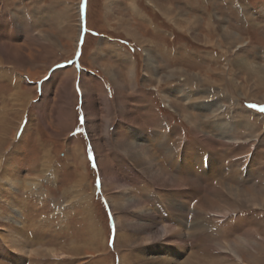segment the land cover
Returning a JSON list of instances; mask_svg holds the SVG:
<instances>
[{"label": "rangeland", "instance_id": "rangeland-1", "mask_svg": "<svg viewBox=\"0 0 264 264\" xmlns=\"http://www.w3.org/2000/svg\"><path fill=\"white\" fill-rule=\"evenodd\" d=\"M164 1L200 19L198 28H184L174 19L176 13L172 22L148 0H0V212L17 217L8 227L0 221V262L7 254L4 246H11L5 241L12 236L9 226L24 228L30 238L23 254L11 246L10 264H19L18 256L33 263L35 249L68 254L74 244L81 246L78 254L35 258H46L47 264H123L128 256L125 264H132V256H151L162 264L171 259L184 264L192 252L215 264H238L230 251L233 261H223L227 254L213 245L255 230L264 239V210L219 214L201 204L203 195L220 202L216 183L228 179L243 191L264 189V0ZM218 25L231 28L242 43L221 39ZM137 32L147 41L139 43L130 35ZM240 57L259 65V74L250 75L232 62ZM103 62L113 64L123 80L119 92ZM178 69L188 73L169 77ZM72 71L73 88L65 90ZM206 75L214 83L200 79ZM83 78L91 87L88 102L95 114L90 122ZM116 92L126 103L123 110ZM119 110L135 114L137 121L130 114L121 118ZM198 125L215 138L220 160L197 138ZM3 127L7 136L1 135ZM120 137L155 147L164 140L172 149L181 145L172 158L163 148L157 154L174 176L198 179L200 191L182 187L170 192L153 185L119 151ZM202 155L209 160L198 162ZM186 163L197 170L196 178L180 173ZM222 165L225 172L215 177L212 173ZM5 172L20 177L15 188L5 184ZM113 173L147 207L170 214L176 225L164 207L181 205L188 227L201 228L196 239L186 234L187 251L172 243L155 244L159 251L119 243L116 216L121 213L115 214L110 192L103 188L104 178ZM125 215L135 221L133 213ZM32 231L44 239L33 238ZM241 256L242 264H256L248 254Z\"/></svg>", "mask_w": 264, "mask_h": 264}, {"label": "bare ground", "instance_id": "bare-ground-1", "mask_svg": "<svg viewBox=\"0 0 264 264\" xmlns=\"http://www.w3.org/2000/svg\"><path fill=\"white\" fill-rule=\"evenodd\" d=\"M148 1L150 4H152L154 7H156L160 12H162L164 15H166L167 19L170 18V20L172 22H175L174 19H176V21L180 20L182 22V24L184 25V28H186V29L189 28L190 31L198 28V24H199V22H201L200 19L190 17L188 13L184 12L179 7H175L173 4L167 3L164 0H148ZM173 14H175V15H173ZM171 15L175 16L174 19L173 18L171 19V17H172ZM175 24H177V26H178L177 22ZM218 26H219V29L221 31V39L224 38L225 40H233L234 42H238V43L241 42L242 43V41L240 40L242 38L239 35H236L231 28L221 27L220 25H218ZM128 31H131V30L128 29ZM130 35H132L139 43H142V41H144V40L147 41L145 36H143V34H141L140 32L131 33ZM210 39L211 38H209V40ZM151 40L153 41V39H151ZM228 44H231V43H228ZM4 48H6V47H4ZM236 48H237V46H236ZM235 60H233L232 62L234 64L236 63V65L240 69L243 68L246 71H248L250 75H253V76L258 75L260 70H261L259 65L255 64L254 62H251L247 59H244L242 57H240L238 59L235 58ZM15 61H16V58H15ZM153 63L154 62H152V66L154 65ZM54 65H56V64H54ZM102 65H104L102 68L103 71L107 75H109V77L112 80V82L114 83V85L118 86L117 88H118V92H119L121 89V88H119V86L122 87V84H123L122 81L123 80L121 81V78H119V76L117 74H114L115 66L111 63H108V62L107 63L103 62ZM176 72L177 73L179 72L182 74L188 73L185 70L178 69L177 71H173L171 73L173 75H170L169 77H174V74ZM73 73L74 72L72 71L71 74H68V76L65 80V86L63 87L65 90H67L68 87H72V85H73L72 82H74L73 80L75 77V74H73ZM189 75L190 74H188L187 76L190 77ZM195 77H197V76H195ZM200 79H203V81H211L214 83V81L211 80L210 76H208V75H206V77L201 76ZM222 80H225V78H223ZM82 84H83V92H84L83 93V97H84L83 101H84L85 109H86L85 113L87 114L88 121L90 122V119H93L94 114H95L94 110L92 109L93 107L88 102V100L90 101V91H91L90 88L91 87L88 86V84L86 83L84 78L82 79ZM119 84H121V85H119ZM47 87H48V85H47ZM234 87H235V85H234ZM182 90H183V88H182ZM249 93H250V91H249ZM252 96L254 97L255 94H252L251 97ZM165 97H166V95H165ZM187 97H189V96H187ZM116 101H118L122 105L121 109L126 108V103L124 101H122V97L118 96V93H117ZM168 101L171 104L172 101H170V100H168ZM122 110H119L120 111L119 116L121 118L125 119L127 117V114H130V116H132L133 119L136 120L135 114H133L131 112L126 113ZM222 115L224 116V114H222ZM183 116H185V115H183ZM72 120L73 119H71V121ZM188 121L191 122V119L188 118ZM108 123H110V121H108ZM196 124H197V122H196ZM109 126H110V124H109ZM109 126H108V128H109ZM193 126L195 127L196 125H193ZM197 128H199L198 132L196 131L197 132V134H196L197 138H199L201 140V142L205 143L207 146L212 147V149H211L212 153L215 155V157L217 159L220 160L221 157L215 149V147H216L215 146V144H216L215 138L212 135H209L210 133H208L206 131L205 127L200 128V126L198 125ZM6 129H7L6 127L5 128L3 127V129H1L2 130L1 135H4V136L8 135V134L5 135ZM222 130L225 131L224 129H222ZM163 135L164 134L156 135V140H161L163 138ZM168 137H169V135L168 136L165 135V138H168ZM0 139H2V138L0 137ZM143 139L146 140V138H143ZM237 142H238V140H237ZM0 143H2L1 140H0ZM118 143H119V145H117V146H119L118 147L119 151L122 154L127 155V157H129L131 159L133 164L141 170V172L150 180V182L153 185H155L159 188L169 189V191L170 190H177V189L182 188V187L183 188L189 187L191 190L194 189L195 191L196 190L198 192L200 191L199 190L200 186L198 185L199 183L197 182L198 179L195 181V180L189 178L188 180L184 181L182 178H180L178 176L177 177L174 176L173 174H171L168 171V169H166L167 167L165 168L163 166L161 156H159L157 154L158 152H161V148H163V150L168 152L166 157L172 158V155H175L177 153V151H179L181 145L175 146V149H172L171 147H169V142L164 140V142L159 143L158 146L155 147L152 145L143 144V143L138 142V141L134 142V141H131L129 139H125L123 137H120V141ZM256 144H258V143H256ZM254 145H253V147H254ZM0 148H1V146H0ZM176 157H178V155L174 156L173 158H176ZM78 158H79V156L77 155L76 159H78ZM202 159L209 160V158L207 156L202 155L198 158V162ZM177 160L178 159H176V161L174 160L175 165H176ZM185 167H187V169L183 168V170L180 171V173L181 172L183 174L187 173L189 176H191V177L194 176V178H196L195 176H196L197 170L190 169L191 164L186 163ZM102 170H103V168H102ZM224 172H225V170H224L223 165H222V167L220 168V170L217 173H212V174H214V176L216 177V176L223 174ZM4 175H5V181L4 180L3 181L5 182V184L10 185L11 187H14V188H15V183L19 184L20 177L17 174L5 172ZM210 178L211 177H209V179ZM104 179H105V183L103 184V188H105L108 192H110L108 195L109 200H110V205H111V207H112V209L116 215L121 213L120 216H116V223H117V228H118V231H117L118 241H119V243L121 242L127 248L142 246L144 248L154 249V247H156L155 244L162 242L163 244H168V245H170V243H172L176 247H181V248L183 246L184 249L187 251V246L189 245L190 239H194V238L196 239V236H199L198 234L200 233L199 230L201 228L195 227L194 225H192L191 227H188L189 225H187L185 222L186 217L183 215L184 213L181 211V205L179 203L178 204H172V203L168 202L166 204V207H164L166 212L168 214L170 212L172 214L171 216H173L176 219V223H177V225H176L175 223H172L170 221V219H169L170 214L168 217H165L161 214V212L159 211V209L155 205H154L155 207L153 206V208L147 207L143 201H141L136 195L133 194V191H130L128 184H126L123 180H121L119 177H117L116 174L113 173L112 175H110L108 177L106 176V178H104ZM216 185H218V189L216 190V193L219 194V197L221 198L220 202L214 201L213 199L207 198L206 196L203 195L201 197V201H202L201 204L205 209H209L211 211H216L219 214H228L232 211H235L236 209L259 208V209L264 210V189H263V191L260 190V192L255 191L253 189L243 191V190H240L239 188H237L232 183V180H229V179L226 181H223V182L222 181L218 182V184L216 183ZM24 186H25V184H24ZM214 196L215 195H213V197ZM199 201H200V199H199ZM12 206L14 207V204H12ZM184 206H186L185 203H183L182 208H184ZM127 213H133L135 221L128 219L127 216L125 215ZM16 218H17L16 215H13V216L10 215L9 218L4 217L3 213L0 212V221L3 220L5 222V224L8 223V225H9V224H13V222L17 223ZM8 225H7V227H8ZM240 229H242V228H240ZM8 230L10 231V232L8 231L9 234H12V236H11V238L6 239L5 241L10 243L12 248L15 249L16 251H18L22 254L24 252H26L27 247H28V242L30 243V241H29L30 238L27 237V234H26L24 228L20 232V231H17V230H15L9 226ZM186 234L188 236H192L193 238H190V237L187 238ZM33 238H38V237H36L34 234ZM191 242H192V240H191ZM38 244L41 245V243H38ZM221 244L219 243L218 245H213V246H215L213 250L216 251V249H218V248H220V250H223L227 254L225 257H223V259H224L223 261H225L226 263H228L232 260L231 258L229 259V257H230L229 251L233 253L232 257L234 256L236 258L238 264H240V263L242 264L244 261L243 257H242L243 255L241 256L242 253L248 254V256L250 257L249 259L252 262H255L256 264H263L262 262H264V239L262 237V233H260L256 230H255V232L247 231L243 236H238L235 239L228 240V241H226V243L223 242ZM80 247L81 246H79V244H74L73 246H71L70 248L67 249V252H69L68 254H78L80 252V249H81ZM38 248H41V246H39ZM150 249H148V251ZM155 249L158 250L157 247ZM161 249H163V248H161ZM2 250L4 251L5 249H2ZM182 251L184 254L185 252L183 249H182ZM65 252L66 251L59 252L57 250H51L49 247H47V249H35L34 252L31 253L30 255H34V257H39L41 255H45V256L48 255L50 257L51 256H57V257L64 258V257H67V255H68ZM207 256H209V255H207ZM150 257H147L145 259L144 258L141 259L142 258L141 256L140 257L132 256L130 263L135 264V262H136V264H156V263L162 264V262H164L163 260H158V259H154V258H150ZM5 258L7 260L10 257H8V254H6V255H4V259ZM125 258H126V256H123V259H124L123 264H125L126 261H130V258L128 256L126 259ZM147 260H149V261L152 260L153 262L148 263ZM174 261H177V264L179 263L178 259H171L169 262L171 264H174ZM215 263L216 262H213V261L209 262V260L208 261L205 260V258H202L197 253L195 254V253L191 252V253H189V256H188V258L184 264H215ZM0 264H2V263H0Z\"/></svg>", "mask_w": 264, "mask_h": 264}, {"label": "crops", "instance_id": "crops-1", "mask_svg": "<svg viewBox=\"0 0 264 264\" xmlns=\"http://www.w3.org/2000/svg\"><path fill=\"white\" fill-rule=\"evenodd\" d=\"M165 2H167V1H165ZM167 3H169V2H167ZM131 10L132 11H134L135 12V8H134V5L131 7ZM35 232V233H34ZM32 233L33 234H35V236L36 237H40V239H41V236L40 235H38L37 234V232L36 231H32ZM27 234V233H26ZM27 237L29 238V235L27 234ZM43 238V237H42ZM44 239V238H43ZM30 240V239H29ZM40 243H41V241H40ZM5 247V249H6V252H7V254H8V257H10L9 256V253H11L10 252V249H11V246H10V249L8 248V247H6V246H4ZM41 248H42V246H41ZM5 251V250H4ZM13 252V251H12ZM20 253V252H19ZM22 254V253H21ZM31 257H34V255H30ZM42 256V255H41ZM41 256H39V257H41ZM38 257V258H39ZM18 258H19V261H18V263L19 264H47V262H49V260L48 259H35V257L33 258L35 261L33 262V263H27V262H25L26 260V257L24 256H18ZM24 260V261H23ZM7 261V262H6ZM43 261H45V262H43ZM32 262V261H31ZM0 263H2V264H10V260H9V258L6 260V258L4 259V262H0ZM49 264V263H48Z\"/></svg>", "mask_w": 264, "mask_h": 264}, {"label": "snow or ice", "instance_id": "snow-or-ice-1", "mask_svg": "<svg viewBox=\"0 0 264 264\" xmlns=\"http://www.w3.org/2000/svg\"><path fill=\"white\" fill-rule=\"evenodd\" d=\"M262 110H264V109H262Z\"/></svg>", "mask_w": 264, "mask_h": 264}]
</instances>
